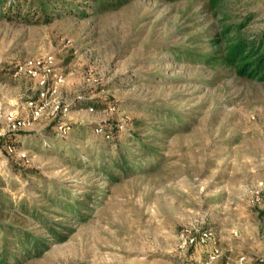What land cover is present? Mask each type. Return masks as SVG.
I'll return each instance as SVG.
<instances>
[{"label":"rangeland","instance_id":"rangeland-1","mask_svg":"<svg viewBox=\"0 0 264 264\" xmlns=\"http://www.w3.org/2000/svg\"><path fill=\"white\" fill-rule=\"evenodd\" d=\"M93 9L0 15V119L45 104L0 154V231L47 248L19 264H264V82L206 59L264 34V0ZM50 55L65 81L41 97L15 69ZM117 143L133 169L109 177Z\"/></svg>","mask_w":264,"mask_h":264},{"label":"trees","instance_id":"trees-1","mask_svg":"<svg viewBox=\"0 0 264 264\" xmlns=\"http://www.w3.org/2000/svg\"><path fill=\"white\" fill-rule=\"evenodd\" d=\"M130 1L132 0H0V15L8 21L19 20L25 23L49 24L62 18L66 13L82 16L87 15L85 9L88 7L99 11L114 8ZM80 2H83L82 5ZM208 2L215 5L218 0H208ZM206 59L207 64L211 65H216L217 61L221 60L223 64L232 67L239 77L253 78L264 82V34L259 37L236 38L219 57L209 55ZM116 145L117 152L114 163L103 162L99 167V171L109 177H113L116 171L126 174L133 169L132 162L128 161L131 158L129 151L124 150L121 145L118 147V143ZM28 170L34 171L33 169ZM31 174L33 175V173ZM65 202L69 206V201ZM5 203V200H0V207L3 208ZM66 203L64 204L66 205ZM59 205L61 206V203ZM71 209L73 208L71 207ZM53 234L58 239L61 238L58 231ZM46 249L44 241L32 237L28 232L0 231V264H19L22 258L41 255Z\"/></svg>","mask_w":264,"mask_h":264},{"label":"built area","instance_id":"built-area-1","mask_svg":"<svg viewBox=\"0 0 264 264\" xmlns=\"http://www.w3.org/2000/svg\"><path fill=\"white\" fill-rule=\"evenodd\" d=\"M15 75H24L35 80L42 89L41 97L45 96V92L55 91L59 83L65 81L63 74L56 71L51 55L41 59H26L18 63ZM28 104L31 107L28 119L17 117L12 112L6 113L4 119H0V154L3 145L9 155L16 154L17 148L13 135L38 118L41 115L40 112L45 108V104H37L33 101H29ZM57 129L60 130V135L63 134L62 136L67 135L69 132V126L67 127L64 124L58 125ZM26 155L25 152L21 153L22 158Z\"/></svg>","mask_w":264,"mask_h":264}]
</instances>
